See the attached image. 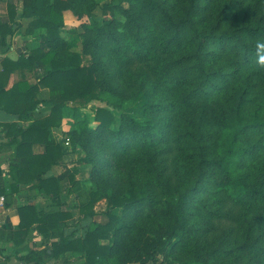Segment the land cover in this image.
Segmentation results:
<instances>
[{
  "label": "trees",
  "instance_id": "16d2710c",
  "mask_svg": "<svg viewBox=\"0 0 264 264\" xmlns=\"http://www.w3.org/2000/svg\"><path fill=\"white\" fill-rule=\"evenodd\" d=\"M20 1V18L33 19L27 31L33 40L17 61H2L0 109L27 117L44 103L51 113L25 129L5 126L16 135L11 172L18 183H33L32 188L44 195L60 196L64 176L48 177V173L64 157L52 132L61 125L63 109L69 104L85 107L95 100L123 108L127 98L111 85L104 91L97 75L101 62L88 54L92 46L103 42L114 57L115 76L130 85L135 95L145 94L147 120L123 112L117 126L109 109L98 108L97 128L84 125L81 135L110 141L123 151L135 147L138 155L128 156L127 163L139 172L153 174L161 189L157 167L170 154L174 165L181 157L188 159L195 175L190 180L182 174L164 203L148 187H133L126 198L113 194V208L126 211L143 206L147 217L157 222L156 234L136 246V262L159 264L160 256H167L168 248L177 243L186 249L189 203L212 187L216 209L209 210L205 200L200 205L216 219L239 225L238 243L205 250L195 254V259L160 264H209L210 260L215 264H264V0H132L128 8L108 3L103 14L112 16L111 20L86 23L93 37L85 39L81 52L66 56L51 47L64 43L60 32L64 12L70 10L81 17L79 8L88 0ZM9 8L10 21L0 23V46H6L8 38L22 28L16 21V8ZM91 11L84 13L93 18ZM117 13L124 21L115 17ZM142 64L149 70L143 71ZM39 68L42 77L32 84L28 75ZM42 88L49 91L46 100L39 97ZM4 192L5 186L0 190ZM95 202L93 193L81 213L96 217ZM74 208L67 204L66 209L43 213L32 204L21 206L20 225L8 231L6 239L21 247L36 227L48 244L24 246L18 260L52 264L59 254L71 251L80 261L74 264H99L100 257L121 264L116 236L128 227L123 218L109 210L104 213L105 223L94 221L84 237L69 238L63 228ZM55 237L60 240L49 242ZM109 239L112 243H100Z\"/></svg>",
  "mask_w": 264,
  "mask_h": 264
},
{
  "label": "rangeland",
  "instance_id": "374dc122",
  "mask_svg": "<svg viewBox=\"0 0 264 264\" xmlns=\"http://www.w3.org/2000/svg\"><path fill=\"white\" fill-rule=\"evenodd\" d=\"M131 2L132 0H88L79 8V11L83 12L81 17L70 10L65 11L64 27L60 30L64 43L59 42L51 47L56 50L59 56L81 52L84 48L85 39L93 37V34L87 31L86 23L91 20L100 23L111 20L112 16L103 14V6L108 3L128 8ZM10 5L16 8V21L22 22L24 20L20 18L23 12L22 2L20 0H0V23L10 21ZM90 9L93 18L84 13V11L87 12ZM115 17L124 21L121 14L117 13ZM27 24L28 22H25V28ZM37 31L44 32L43 29ZM28 35L26 36L24 30L17 33L16 40L20 43L19 46L22 47L16 55L19 56L20 52L27 48L26 45L33 40V35ZM13 45L11 39L9 46ZM43 46L45 49L49 48L46 42L43 43ZM26 53H23V55ZM88 54L101 62V69L97 72V75L104 91L108 90L109 85L118 88L123 96L127 98L126 103L120 109L111 107L104 101L95 100L85 107L69 104L63 109L61 125L53 128L52 132L53 139L61 147L64 157L61 163L53 166L48 173L49 177L64 176L60 180L61 195L57 197L41 196L37 206L41 212L49 213L66 209L67 204L74 205L75 208L71 210L72 218L66 221L63 228L64 234L66 232L65 236L69 238L84 237L92 222L105 223L108 218L104 213L112 210L113 214L122 217L125 226H128L122 227V231L116 236L118 242L117 258L121 264H139L135 260L137 255L136 246L145 237L156 234L158 230L157 222L147 217L146 208L143 206H137L126 211L113 208V194L126 198L133 187L139 190L148 187L154 190L158 199L164 203L166 193L177 187L182 174H186L190 180H193L195 175L192 164L188 162V159L181 157L174 165V156L170 154L168 159H161L157 167V172L160 175L159 179L164 186L161 189L157 178L153 174L139 172L127 163L128 156L133 155V157H136L138 155L135 147L130 146L128 151H123L110 141H102L93 137L90 138V136L85 139L81 135V129L84 125L90 129L97 128L98 123L95 120V113L98 108L109 109L117 119V126L120 124L123 112L132 114L139 121L147 120L144 113V104L147 102L145 94L135 95L130 85L124 84L119 77L115 76L117 67L109 48L101 42L100 45L92 46ZM140 68L143 71L149 70L145 64H142ZM41 77L42 69L39 68L35 70L33 76L29 79L34 84ZM48 96V90L41 91L42 98H48ZM39 107V111H35L32 116L42 119L51 113V110L48 107L45 108L43 104ZM71 177L74 178L75 182L71 180ZM212 190V187H209V193L198 194V199H192L189 203L187 228L190 232V242L188 247L186 246L185 249L181 243L169 247L167 256H160V263L169 261L178 263L187 259H195V254H200L205 250L227 248L238 243L241 235L239 225L226 218L216 219L200 205V201L205 200L207 204H210L209 210L216 209V204L212 205L214 200L210 196ZM93 193L96 199L93 210L98 215L96 217L84 216L80 208L91 200ZM226 208H229V205ZM112 241L113 239L101 240L100 243L104 245L110 244ZM52 262H57V264L63 262L64 264L65 262L77 263L80 261L71 251H66L59 254ZM98 262L99 264H114V261L103 257H100ZM209 262V264H215L212 260ZM232 262L223 261L221 264Z\"/></svg>",
  "mask_w": 264,
  "mask_h": 264
},
{
  "label": "crops",
  "instance_id": "0c3cea01",
  "mask_svg": "<svg viewBox=\"0 0 264 264\" xmlns=\"http://www.w3.org/2000/svg\"><path fill=\"white\" fill-rule=\"evenodd\" d=\"M22 14V13H21ZM33 19H24L22 22V28L18 30L13 36L8 38V43L6 46H0V69H2V61L4 59H10L12 61H17L23 53L27 52V48H24L23 52L18 56L16 53L21 49L20 43L17 42V33L24 30L26 36L30 23ZM25 22H28L25 28ZM29 36V35H28ZM13 40V46H9V41ZM27 47V45H26ZM33 73L28 75L31 78ZM19 75H15V80H18ZM30 80V79H29ZM31 82V81H30ZM48 90L42 89L41 91ZM40 99L46 100L47 98H42L41 93L39 95ZM45 108L47 107L42 103ZM40 107L35 111H39ZM30 112L29 116L21 117L19 115L11 114L5 110L0 109V190L5 186V192L0 193V197L5 198L3 205L0 204V264H24L18 260V254L20 250L26 245L32 246L35 244H48L46 238L41 234L35 227V230L31 233L27 242L18 247L14 243L6 239V234L10 230H16L20 225V215L19 208L27 204H32L36 207L38 212L41 210L38 208L37 203L44 194L32 188L33 183L30 184H19L17 178L12 174L11 170L13 167V162L16 154L17 144L14 141L16 138L15 134H10L9 129L6 125H16L17 129H25L29 127L38 118L32 116L34 112ZM38 151V150H36ZM54 169V168H53ZM49 177V176H48ZM87 231V230H86ZM66 234V232H65ZM84 236V235H83ZM60 239L58 237L50 239L49 242H57ZM52 264H57V262H51ZM75 262H65L64 264H74ZM33 264V263H32ZM58 264H63L60 262Z\"/></svg>",
  "mask_w": 264,
  "mask_h": 264
},
{
  "label": "built area",
  "instance_id": "2783aa9c",
  "mask_svg": "<svg viewBox=\"0 0 264 264\" xmlns=\"http://www.w3.org/2000/svg\"><path fill=\"white\" fill-rule=\"evenodd\" d=\"M5 202V198L4 197H0V204L3 205Z\"/></svg>",
  "mask_w": 264,
  "mask_h": 264
}]
</instances>
